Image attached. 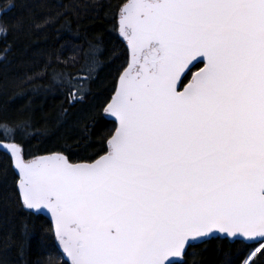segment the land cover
Returning a JSON list of instances; mask_svg holds the SVG:
<instances>
[{"label": "snow or ice", "instance_id": "1", "mask_svg": "<svg viewBox=\"0 0 264 264\" xmlns=\"http://www.w3.org/2000/svg\"><path fill=\"white\" fill-rule=\"evenodd\" d=\"M113 15L125 58L106 100L76 118L111 122L92 155L28 151L69 127L63 105L42 125L27 106L0 117L16 208L46 217L53 241L42 264H204L210 246L223 264H264V0H118ZM98 57L89 44L81 75L53 54L29 79L75 107ZM35 227L22 221L3 251L23 257Z\"/></svg>", "mask_w": 264, "mask_h": 264}, {"label": "trees", "instance_id": "2", "mask_svg": "<svg viewBox=\"0 0 264 264\" xmlns=\"http://www.w3.org/2000/svg\"><path fill=\"white\" fill-rule=\"evenodd\" d=\"M117 3L118 0H0V24L8 26L6 34L0 32V117H13L27 106L42 125L43 118L50 120L61 105L69 109L71 116L69 127L49 126L29 142L28 151L33 155L64 146L79 161L95 152L100 132L111 127V122L98 127L94 121L77 123L76 118L82 111L106 100L112 74L125 58V42L111 31ZM89 44L97 47L102 68L88 95L75 107L67 104L62 92H44L48 85L46 78L29 79L41 71L53 54L63 61L60 67L64 71L83 75L80 70ZM37 86L40 90L34 91ZM14 192V173L0 153V264H42L46 254L53 251L46 217L42 215L36 220L21 214L14 203ZM22 221L36 227L27 241L24 256L20 257L15 247L3 251V238L17 236ZM202 257L204 264H223L225 260L224 254L213 246ZM55 264L62 261L56 260Z\"/></svg>", "mask_w": 264, "mask_h": 264}, {"label": "water", "instance_id": "3", "mask_svg": "<svg viewBox=\"0 0 264 264\" xmlns=\"http://www.w3.org/2000/svg\"><path fill=\"white\" fill-rule=\"evenodd\" d=\"M46 154H48V153H44V154H40V155H46Z\"/></svg>", "mask_w": 264, "mask_h": 264}, {"label": "rangeland", "instance_id": "4", "mask_svg": "<svg viewBox=\"0 0 264 264\" xmlns=\"http://www.w3.org/2000/svg\"><path fill=\"white\" fill-rule=\"evenodd\" d=\"M1 11V10H0Z\"/></svg>", "mask_w": 264, "mask_h": 264}]
</instances>
